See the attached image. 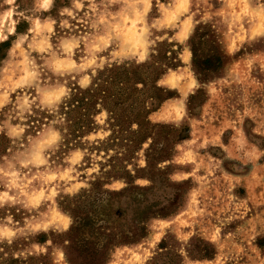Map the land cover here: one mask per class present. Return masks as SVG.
Masks as SVG:
<instances>
[{
    "label": "rangeland",
    "instance_id": "374dc122",
    "mask_svg": "<svg viewBox=\"0 0 264 264\" xmlns=\"http://www.w3.org/2000/svg\"><path fill=\"white\" fill-rule=\"evenodd\" d=\"M264 0H0V264H264Z\"/></svg>",
    "mask_w": 264,
    "mask_h": 264
},
{
    "label": "snow or ice",
    "instance_id": "6c2138e0",
    "mask_svg": "<svg viewBox=\"0 0 264 264\" xmlns=\"http://www.w3.org/2000/svg\"><path fill=\"white\" fill-rule=\"evenodd\" d=\"M255 47L264 49V37L255 42Z\"/></svg>",
    "mask_w": 264,
    "mask_h": 264
}]
</instances>
